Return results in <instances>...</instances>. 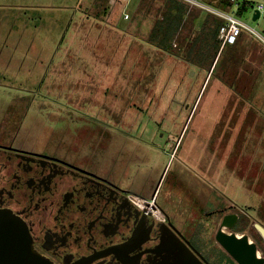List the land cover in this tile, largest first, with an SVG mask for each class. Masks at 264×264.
<instances>
[{
	"label": "rangeland",
	"instance_id": "rangeland-1",
	"mask_svg": "<svg viewBox=\"0 0 264 264\" xmlns=\"http://www.w3.org/2000/svg\"><path fill=\"white\" fill-rule=\"evenodd\" d=\"M167 2L0 0V125L139 195L157 187L162 208L213 244L224 213H239L234 231L264 247L254 224L264 227V44L245 33L238 49L221 47L208 32L196 59L190 24L173 39L151 37ZM209 2L264 37V8L251 18L260 0ZM191 9L193 21L208 18Z\"/></svg>",
	"mask_w": 264,
	"mask_h": 264
},
{
	"label": "flooded vegetation",
	"instance_id": "flooded-vegetation-1",
	"mask_svg": "<svg viewBox=\"0 0 264 264\" xmlns=\"http://www.w3.org/2000/svg\"><path fill=\"white\" fill-rule=\"evenodd\" d=\"M18 136V126L0 125V209L25 223L34 250L53 264H238L215 238L222 219L213 244L162 208L157 187L139 195L101 166ZM237 215L225 232H235Z\"/></svg>",
	"mask_w": 264,
	"mask_h": 264
},
{
	"label": "water",
	"instance_id": "water-1",
	"mask_svg": "<svg viewBox=\"0 0 264 264\" xmlns=\"http://www.w3.org/2000/svg\"><path fill=\"white\" fill-rule=\"evenodd\" d=\"M260 16L259 8H254L252 20ZM238 218L237 213L223 216L217 230V242L237 261L238 264H263L264 256L259 257L256 244L250 242L246 234L227 233L223 227L232 228ZM264 238V227L255 223ZM0 264H53L37 253L25 223L12 212L0 209Z\"/></svg>",
	"mask_w": 264,
	"mask_h": 264
},
{
	"label": "trees",
	"instance_id": "trees-1",
	"mask_svg": "<svg viewBox=\"0 0 264 264\" xmlns=\"http://www.w3.org/2000/svg\"><path fill=\"white\" fill-rule=\"evenodd\" d=\"M171 2L165 3L167 7V18H164V23H159L156 21L154 27L152 28V34L151 37L155 38L157 36L161 41H165L166 39H173L175 34H177L180 30L182 29L183 26H187L190 24L189 28H187L188 34V42L186 44V48H188L190 52L195 48L197 49V52L194 51L193 56L196 59H202L203 54L205 52L204 50V45L199 44L198 42L204 41L207 42L208 39V32L210 33V36H212L216 40V44L218 38V29L221 24V20L212 16H208L206 20L202 23L200 29L196 32L193 33V26H194V17L196 16L195 14L193 15L189 10V5L179 1V0H170ZM211 1V0H208ZM245 1L244 3H246ZM216 4L228 7L231 4V0H216ZM192 8V7H190ZM241 9H244V5H241ZM186 12H189L188 14L191 15L190 19L184 20L186 23L183 21V16L185 15ZM210 17V18H209ZM163 21V20H162ZM186 29V30H187ZM213 32V33H212ZM190 38V39H189ZM220 42V41H219ZM218 48V47H217Z\"/></svg>",
	"mask_w": 264,
	"mask_h": 264
},
{
	"label": "built area",
	"instance_id": "built-area-1",
	"mask_svg": "<svg viewBox=\"0 0 264 264\" xmlns=\"http://www.w3.org/2000/svg\"><path fill=\"white\" fill-rule=\"evenodd\" d=\"M116 0H110L114 3ZM190 7L198 8L210 15H213L221 20L220 27L218 29L217 38L220 41V45L225 46L227 44H234L242 32L248 33L250 36L258 39L264 44V37L257 32L253 27L249 26L243 19L235 15L233 12L227 10H221L217 5L212 4L208 0H179ZM216 0H214L215 2ZM236 0H231L235 2ZM235 5H238L235 3ZM254 8L261 10L264 8L263 2H258ZM253 12V10H252ZM130 16L128 13L123 14L124 19H128Z\"/></svg>",
	"mask_w": 264,
	"mask_h": 264
},
{
	"label": "crops",
	"instance_id": "crops-1",
	"mask_svg": "<svg viewBox=\"0 0 264 264\" xmlns=\"http://www.w3.org/2000/svg\"><path fill=\"white\" fill-rule=\"evenodd\" d=\"M195 8V7H194ZM196 9H198V8H196ZM190 10H192L190 7H189V10L188 11H190ZM124 13L126 12V11H123ZM112 13V11H110V13L108 12V13H105V14H108L107 15V17L109 18H114L115 19V17H113V15L111 14ZM127 13V12H126ZM189 12H186L185 13V15L183 16V21L185 20H188V19H190V17H191V15H189L188 14ZM207 14V13H206ZM194 15V14H193ZM196 15V14H195ZM197 16V15H196ZM207 16H211L210 14H208ZM215 17V16H214ZM128 19H130V18H128ZM204 22V21H203ZM203 22H201L200 24L199 23H197V22H195L194 21V23L197 25V24H199V26H197L199 29H200V27H201V25H202V23ZM198 29V30H199ZM246 32H242L240 35H239V37L237 38V40H236V42L234 43V44H230V45H232V46H230V47H232L233 49H238V47H240V46H243V38H242V34H245ZM246 37H248V38H252L248 33H246ZM254 39V38H253ZM258 41V40H257ZM259 42V41H258ZM259 43H261V42H259ZM226 46V45H225ZM224 46V47H225ZM250 47V48H249ZM252 47H253V45L251 44V46H250V43H249V45L248 46H246V48H249L248 49V51H250V50H252L253 51V49H252ZM256 48V47H255ZM256 52V51H255ZM255 52H254V54H255ZM245 75H243L244 76V78L246 77H248V78H253L251 75L253 74V73H244ZM243 76H241V75H237V76H235L234 78H231V80L230 81H238V83L240 84V82L242 81V79H243ZM254 79V78H253ZM238 84V85H239ZM243 89H245V92H247L248 94H249V88H250V86H251V81H250V79H249V84H248V82L246 81V85H240ZM239 86V87H240ZM239 90H241V88H238ZM240 93V92H239ZM238 93V94H239ZM255 224V223H254ZM257 224H259V223H257Z\"/></svg>",
	"mask_w": 264,
	"mask_h": 264
},
{
	"label": "bare ground",
	"instance_id": "bare-ground-1",
	"mask_svg": "<svg viewBox=\"0 0 264 264\" xmlns=\"http://www.w3.org/2000/svg\"><path fill=\"white\" fill-rule=\"evenodd\" d=\"M227 229V228H226ZM228 230V229H227ZM229 233V232H228ZM259 252V251H258Z\"/></svg>",
	"mask_w": 264,
	"mask_h": 264
}]
</instances>
